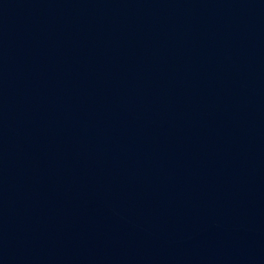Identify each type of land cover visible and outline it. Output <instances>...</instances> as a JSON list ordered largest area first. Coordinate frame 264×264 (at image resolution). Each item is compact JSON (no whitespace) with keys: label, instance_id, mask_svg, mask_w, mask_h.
<instances>
[{"label":"water","instance_id":"95a60500","mask_svg":"<svg viewBox=\"0 0 264 264\" xmlns=\"http://www.w3.org/2000/svg\"><path fill=\"white\" fill-rule=\"evenodd\" d=\"M0 190L264 239V0H0Z\"/></svg>","mask_w":264,"mask_h":264}]
</instances>
